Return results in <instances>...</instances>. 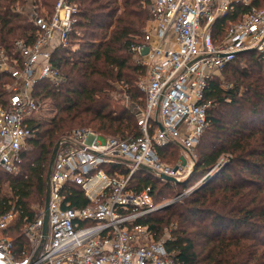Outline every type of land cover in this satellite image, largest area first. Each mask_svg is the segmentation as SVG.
I'll return each mask as SVG.
<instances>
[{
    "label": "built area",
    "instance_id": "built-area-1",
    "mask_svg": "<svg viewBox=\"0 0 264 264\" xmlns=\"http://www.w3.org/2000/svg\"><path fill=\"white\" fill-rule=\"evenodd\" d=\"M147 1L151 17L133 45L134 57L145 69L137 82L146 94V106L136 111L141 136L125 140L77 128L60 139L48 181L47 233L43 209L24 225L26 245L18 254L7 232L21 213L15 206L0 211V264H177L166 238L156 239L145 219L166 203L186 198L220 167L160 203L153 185L139 190L133 176L142 169L160 181H171L163 175L179 182L189 176L181 164L164 163L159 149L173 143L190 154L207 125L209 80L240 53L264 56V7L253 6V0ZM238 5L250 8L233 18ZM27 7L36 26L34 41L17 40L12 54L0 46V75L13 79L5 84L8 101L0 100V169L10 173L19 172L22 151L36 135L30 122L47 104L35 95L38 81L63 80L52 57L59 47L72 45L79 12L71 0H57L52 13L33 0ZM76 187L86 206L73 207L69 196Z\"/></svg>",
    "mask_w": 264,
    "mask_h": 264
},
{
    "label": "trees",
    "instance_id": "trees-1",
    "mask_svg": "<svg viewBox=\"0 0 264 264\" xmlns=\"http://www.w3.org/2000/svg\"><path fill=\"white\" fill-rule=\"evenodd\" d=\"M33 1L50 13L57 2ZM71 1L79 6L72 45L59 47L52 57L63 80L58 84L39 80L35 90L36 97L48 102L55 113L30 122L36 135L22 151L19 172L0 169V211L15 206L21 213L18 224L7 232L13 235L18 254L26 245L24 225L45 209L48 170L60 139L77 128L125 140L141 136L132 106L145 104L137 85L145 69L135 59L133 45L140 41L151 17L148 1ZM27 2L0 0V46L8 54L17 40L32 43L35 39V24L18 8ZM252 5L263 8L264 0H253ZM248 8L238 5L232 17ZM222 74L233 84L225 86ZM12 81L10 74L0 75L4 104L10 97L5 84ZM121 85L132 106L113 97ZM204 96L210 106L206 128L195 146L193 177L209 173L223 158L226 162L190 195L149 215L145 223L156 239L163 237L165 228L170 229L165 245L177 264H264V56L255 51L238 54L209 80ZM175 149L179 147L173 143L161 147V160L168 152L176 154ZM5 181L11 196L3 191ZM188 181H160L145 169L133 176L139 190L153 185L158 203L167 199L163 197L167 190L181 187V192ZM69 199L73 207L88 204L79 187Z\"/></svg>",
    "mask_w": 264,
    "mask_h": 264
},
{
    "label": "rangeland",
    "instance_id": "rangeland-1",
    "mask_svg": "<svg viewBox=\"0 0 264 264\" xmlns=\"http://www.w3.org/2000/svg\"><path fill=\"white\" fill-rule=\"evenodd\" d=\"M27 5H28V2L25 4V5H21V6H19L20 7V10H24V12L27 14V9H28V7H27ZM28 15V14H27ZM215 32V31H214ZM246 63H248V62H246ZM143 75L144 74H140L139 75V77H138V80H137V82L138 81H140L141 79H143ZM221 79H222V81L223 82H226V85L225 86H230L231 84H233V83H230L226 78H225V76L222 74V76H221ZM226 80V81H225ZM138 84V83H137ZM125 87L123 86V85H121V86H119L118 87V92L116 91H114L113 93H112V95H113V97L115 98V99H118L120 102L122 101V102H124L126 105H131V99H130V97L127 95V93L125 92V89H124ZM139 88V87H138ZM139 90H140V88H139ZM142 92V91H141ZM143 93V92H142ZM143 96H144V100H145V104H143V105H137V106H132V108L133 109H135V112L137 111V108L138 109H143L145 106H146V94L145 93H143ZM44 110L42 111V113H41V115H40V117H50V116H52L54 113H55V111L54 110H52L51 108H50V105L48 104V102H47V104H45L44 105ZM179 147V146H178ZM173 148H176L175 146L173 147ZM176 151V154H170V152H168V154H166L165 155V157H163V162L164 163H166V164H169V165H171V166H175L176 164H181L183 167H185V170L186 171H188V170H190L192 173H190L189 174V176H187V177H190V179H189V181H188V183H187V185L185 186V189H188V188H190V187H192V186H195L196 184H198V182H200V180L202 179V177L203 176H201V177H199V178H195V177H197V176H194L193 177V171H194V168H195V165H196V159H195V156H196V150H195V148L192 150V152L190 153V154H188L187 152H185L183 149H181L180 147H179V149L177 150V149H175ZM228 155H226V157H227ZM225 162H226V160L223 158L220 162H219V167H223L224 166V164H225ZM218 167V168H219ZM185 171V172H186ZM187 173V172H186ZM192 174V175H191ZM206 175V174H205ZM186 177V178H187ZM185 178V179H186ZM193 178H195V179H193ZM184 179V180H185ZM181 190V187H173L172 189H170V190H167L166 191V194H164L165 196H163V197H166V196H168L167 197V199H165V200H163V202L165 201H168V200H171L179 191ZM184 190V189H183ZM3 191L6 193V194H8L9 196H11L12 195V193L10 192V190H9V188H8V181H5V182H3ZM168 230L170 231V229L167 227V229L165 228V233H164V235H163V237L162 238H167V236L168 235H170V233H167L168 232ZM11 236H13L12 234H10ZM161 238V239H162Z\"/></svg>",
    "mask_w": 264,
    "mask_h": 264
},
{
    "label": "water",
    "instance_id": "water-1",
    "mask_svg": "<svg viewBox=\"0 0 264 264\" xmlns=\"http://www.w3.org/2000/svg\"><path fill=\"white\" fill-rule=\"evenodd\" d=\"M55 155H56V149L54 151V155H53V159L50 163V166H49V170H48V175H47V179L49 181V178H50V174H51V171H52V167H53V164H54V160H55ZM192 173V172H191ZM192 175V174H191ZM163 178L167 179V180H171V181H174L176 183H181L179 182L177 179H175L174 177H170V176H166V175H163ZM190 179V177H187L183 182H186ZM172 203L169 202V203H166L164 206H162V209L170 206ZM48 205H49V189L47 190V194H46V201H45V217H44V226H43V232L44 234L46 235L47 233V229H48Z\"/></svg>",
    "mask_w": 264,
    "mask_h": 264
}]
</instances>
